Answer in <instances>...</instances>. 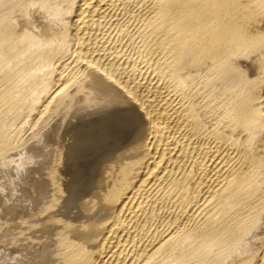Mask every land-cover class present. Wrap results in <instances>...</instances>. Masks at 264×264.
Instances as JSON below:
<instances>
[{
    "label": "bare ground",
    "instance_id": "1",
    "mask_svg": "<svg viewBox=\"0 0 264 264\" xmlns=\"http://www.w3.org/2000/svg\"><path fill=\"white\" fill-rule=\"evenodd\" d=\"M111 81L147 133L56 264H264V0H0V146Z\"/></svg>",
    "mask_w": 264,
    "mask_h": 264
},
{
    "label": "water",
    "instance_id": "2",
    "mask_svg": "<svg viewBox=\"0 0 264 264\" xmlns=\"http://www.w3.org/2000/svg\"><path fill=\"white\" fill-rule=\"evenodd\" d=\"M146 133L111 81L0 146V264H56L116 201Z\"/></svg>",
    "mask_w": 264,
    "mask_h": 264
},
{
    "label": "rangeland",
    "instance_id": "3",
    "mask_svg": "<svg viewBox=\"0 0 264 264\" xmlns=\"http://www.w3.org/2000/svg\"><path fill=\"white\" fill-rule=\"evenodd\" d=\"M30 82H31V81H29V83H30ZM29 83H28V84H29ZM28 84H26L27 87H28V89L26 88L27 91H26V90L24 91V92H25L24 95H27L26 92H30V90H29V87H30V86H28ZM30 88H31V87H30ZM29 101H30V100H29ZM29 101H28V105L30 104ZM39 103H41V102H39ZM39 103H37V104L39 105ZM0 111H1V110H0ZM20 112L23 113L22 110H21ZM0 113H1L0 115L2 116V117L0 116V117H1L0 120L5 121V122H2V121H0V122H2L3 124L6 123V124H4V125H2L1 123H0V124H1L2 126L8 125V124H10V126L12 125V127H13V131H12V129H11L10 131H12V132L15 131V132H17L18 130L21 129V128L17 129L18 126H19V127H20V126L23 127V125H21V124L23 123V118H24V116H21V115L19 114V116H17V118H15V119H17V120L20 118V119H19V122H18V121H15V119L13 120V118L15 117L14 113H12L14 116H13L11 113H7V114H8L7 116L9 117V119L11 120V118H12L13 121H12V120L10 121L8 118H6V114H5L3 111H1ZM2 114H3L4 116H3ZM22 117H23V118H22ZM2 118H3V119H2ZM6 119H7V121H6ZM21 121H22V122H21ZM11 122H12V123H11ZM14 122H15V123H14ZM14 124H15V125H14ZM1 125H0V127H2ZM13 125H14V126H13ZM12 127H11V128H12ZM14 127H15V128H14ZM29 128H30V126L28 125V126H27V130H29ZM16 130H17V131H16ZM23 131L25 132V131H26V128H25V129L22 128V133H23Z\"/></svg>",
    "mask_w": 264,
    "mask_h": 264
}]
</instances>
